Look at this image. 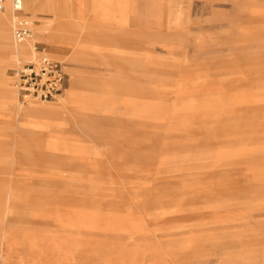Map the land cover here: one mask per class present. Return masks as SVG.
<instances>
[{
	"label": "rangeland",
	"instance_id": "obj_1",
	"mask_svg": "<svg viewBox=\"0 0 264 264\" xmlns=\"http://www.w3.org/2000/svg\"><path fill=\"white\" fill-rule=\"evenodd\" d=\"M23 5L32 56L0 51V264H264V0ZM14 16L0 0L16 44ZM35 47L68 77L24 104Z\"/></svg>",
	"mask_w": 264,
	"mask_h": 264
},
{
	"label": "built area",
	"instance_id": "obj_2",
	"mask_svg": "<svg viewBox=\"0 0 264 264\" xmlns=\"http://www.w3.org/2000/svg\"><path fill=\"white\" fill-rule=\"evenodd\" d=\"M14 16V39L20 44L30 38L33 22L21 15L23 0H12ZM35 50L36 47H35ZM35 57L20 62L12 69L14 85L22 103L55 100L64 90L68 73L64 63L54 60L46 53L37 51Z\"/></svg>",
	"mask_w": 264,
	"mask_h": 264
},
{
	"label": "bare ground",
	"instance_id": "obj_3",
	"mask_svg": "<svg viewBox=\"0 0 264 264\" xmlns=\"http://www.w3.org/2000/svg\"><path fill=\"white\" fill-rule=\"evenodd\" d=\"M31 4L33 9L37 10L38 9V0H31ZM9 35H11L10 33H8ZM12 36V35H11ZM15 41V40H14ZM30 40L27 39L25 42L23 43H16L14 44L13 39H6L5 41H2L1 45H0V51H3L6 53V55H8V58H13V57H20V55H27V56H32V53L30 52H24V47H29L30 49V44H28L27 42H29ZM36 51V50H35ZM37 53V51H36ZM77 85L80 84L78 86V88H85L84 86L86 85V81L85 79H78L76 80ZM87 87V85H86ZM16 96H17V92H15L14 90H8L6 91V94L4 95L3 98V103L5 106L7 105H16ZM63 100V99H62ZM64 101V100H63ZM65 104L59 105V106H50V107H40V106H35L33 105V107H31L28 111V113H26V116L28 117H36L39 115H43V114H48L47 112H57V111H61L62 109H64ZM14 114V113H13Z\"/></svg>",
	"mask_w": 264,
	"mask_h": 264
},
{
	"label": "crops",
	"instance_id": "obj_4",
	"mask_svg": "<svg viewBox=\"0 0 264 264\" xmlns=\"http://www.w3.org/2000/svg\"><path fill=\"white\" fill-rule=\"evenodd\" d=\"M26 5H27V8H28V9L32 10L33 12L36 11V10L33 9V7H32L31 0H26ZM23 6H24V5H23ZM7 30H8V28H6L5 30L1 31L0 33L8 34ZM8 38H9V39H12V36L8 34ZM8 38H7V39H8ZM24 48H25V47H24ZM26 48H27V51L24 50V52H30L29 47H26Z\"/></svg>",
	"mask_w": 264,
	"mask_h": 264
}]
</instances>
